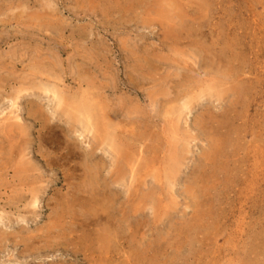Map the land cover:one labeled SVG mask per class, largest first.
Returning <instances> with one entry per match:
<instances>
[{
  "label": "rangeland",
  "instance_id": "rangeland-1",
  "mask_svg": "<svg viewBox=\"0 0 264 264\" xmlns=\"http://www.w3.org/2000/svg\"><path fill=\"white\" fill-rule=\"evenodd\" d=\"M0 89V264H264V0H0Z\"/></svg>",
  "mask_w": 264,
  "mask_h": 264
},
{
  "label": "bare ground",
  "instance_id": "bare-ground-1",
  "mask_svg": "<svg viewBox=\"0 0 264 264\" xmlns=\"http://www.w3.org/2000/svg\"><path fill=\"white\" fill-rule=\"evenodd\" d=\"M5 67V66H4ZM3 67V68H4ZM8 67V66H7ZM6 67V68H7ZM10 67V66H9ZM2 71V70H1ZM34 73V72H33ZM13 74V73H12ZM32 75V74H31ZM47 75V74H46ZM23 77V76H22ZM35 77V76H34ZM2 83H3V81H2ZM35 83V82H34ZM31 85V84H30ZM92 85V84H91ZM35 86V85H34ZM29 87H31V86H29ZM163 87V86H162ZM51 88H52V86H51ZM30 89V88H29ZM37 89H39V88H37ZM1 90V89H0ZM18 91H19V89H17ZM25 90V89H24ZM45 90V89H44ZM53 90H56V89H53ZM165 90V89H164ZM18 91H17V93H18ZM31 91V90H30ZM43 91V90H42ZM58 91V90H57ZM56 91V92H57ZM25 92V91H24ZM26 92H27V90H26ZM32 92H34V89H32ZM16 93V94H17ZM31 93V92H30ZM55 93V92H54ZM57 93H60L59 91L57 92ZM51 94H53L52 93V89H51ZM90 94V93H89ZM89 94H88V96H89ZM30 95V94H29ZM42 95V94H41ZM54 95V94H53ZM57 95V94H56ZM7 96V95H6ZM14 96V98H18V97H15V94L13 95ZM17 96V95H16ZM20 96V95H19ZM55 96V95H54ZM89 98V97H88ZM238 98V97H237ZM12 100V99H11ZM17 99H15V101H16ZM20 100V99H19ZM54 100H55V98H54ZM86 100V99H85ZM194 101V100H193ZM13 102V101H12ZM65 102V101H64ZM86 102H87V100H86ZM58 103V106H60L59 104V102H57ZM56 103V104H57ZM82 103V102H81ZM88 103H90V102H88ZM94 103H96V102H94ZM32 104V103H31ZM65 104V103H64ZM194 104H196V102L194 103ZM34 105H36V104H34ZM82 105V104H81ZM90 105V104H89ZM93 105V104H92ZM192 105V104H191ZM33 106V105H32ZM36 106H38V105H36ZM63 106V105H62ZM62 106L60 107V108H62ZM67 106V105H66ZM77 106V105H76ZM80 106V105H79ZM83 106V105H82ZM30 107H31V105H30ZM64 107V106H63ZM56 108V107H55ZM90 108V107H89ZM88 108V109H89ZM41 109V108H40ZM39 109V110H40ZM59 108H57V110H58ZM96 109V108H95ZM31 110V109H30ZM38 110V109H37ZM63 110H65V109H63ZM86 110V109H85ZM98 110V109H97ZM32 111V110H31ZM35 111H36V108H35ZM59 111H61L60 109L58 110V112ZM73 111V110H72ZM76 111V110H75ZM99 111V110H98ZM103 111V110H102ZM55 112V111H54ZM81 112V111H80ZM95 112V111H94ZM45 113V112H44ZM68 113V112H67ZM98 113V112H97ZM104 113V112H103ZM102 113V114H103ZM33 114V113H32ZM56 114V113H55ZM55 114H54V116H55ZM62 114V113H61ZM29 115V114H28ZM39 115V114H38ZM45 115V114H44ZM78 115V114H77ZM96 115V114H95ZM36 116V115H35ZM42 115H40V117H41ZM62 116H63V114H62ZM85 116V115H84ZM83 116V117H84ZM99 116H100V114H99ZM108 116V115H107ZM42 117H44V116H42ZM58 117V116H57ZM68 117V116H67ZM31 118H33V117H31ZM48 118V117H47ZM47 118H45V119H47ZM63 118H65L66 119V117H63ZM69 118V117H68ZM86 118H88V117H86ZM108 118V117H107ZM42 119V118H41ZM70 119V118H69ZM73 119V118H72ZM76 119V118H75ZM100 119V118H99ZM98 118H97V121L99 120ZM43 120V119H42ZM48 120H50V119H48ZM78 119H76V121H77ZM85 120V119H84ZM101 120H102V118H101ZM107 120V119H106ZM111 120V119H110ZM4 121V120H3ZM88 121V120H87ZM47 122V121H46ZM86 122V121H85ZM93 122V121H92ZM35 123V122H34ZM76 123V122H75ZM78 123V122H77ZM87 123V122H86ZM99 124V123H98ZM0 126H2V125H0ZM51 126V125H50ZM55 126V125H54ZM70 126H72V125H70ZM79 126V125H78ZM97 126H99V125H97ZM106 126V125H105ZM18 125H17V123H13L12 125H10L9 127H6L5 129H4V131H3V133H7V135L9 136V135H14V136H16L17 135V132H18ZM88 127V126H87ZM101 127H102V125H101ZM104 127V126H103ZM1 128V127H0ZM98 128V127H97ZM58 129V128H57ZM90 129V128H89ZM88 129V130H89ZM21 130V129H20ZM73 130V129H72ZM97 130V129H96ZM100 130V129H99ZM99 130H97L98 132H99ZM102 130V129H101ZM44 131V130H43ZM54 131V130H53ZM85 131V130H84ZM90 131V130H89ZM42 132V131H41ZM94 131H92V133H93ZM70 133V132H69ZM48 134V133H47ZM93 134H95V133H93ZM98 134H100V132L98 133ZM40 135H41V133H40ZM57 135V134H56ZM101 136V135H100ZM103 136V135H102ZM96 138H97V135H96ZM97 139H99V138H97ZM97 139H95V140H97ZM124 140V139H123ZM43 142V141H42ZM98 142V141H97ZM222 142V141H221ZM4 143V142H3ZM3 143H2V158H0V162H2V169L4 168V166L5 165H7L8 163H9V166H10V162H11V164H12V162L15 160V162H17V163H20V162H22V160L21 159H19L20 157L18 156V155H15V156H13V154H10L9 153V155H7V154H4V147H3ZM13 143V142H12ZM14 144V143H13ZM93 144H95V143H93ZM96 145V144H95ZM95 145H94V147H95ZM10 146H12V145H10ZM14 146V145H13ZM12 146V147H13ZM16 146V145H15ZM114 148V147H113ZM227 148V147H226ZM0 149H1V147H0ZM18 149L20 150L21 148H19L18 147ZM24 149V148H23ZM93 149V148H92ZM96 149V148H95ZM117 149V148H116ZM97 150V149H96ZM181 150V149H180ZM21 151V150H20ZM23 151V150H22ZM1 152V151H0ZM16 152V151H15ZM18 152V151H17ZM120 153V152H119ZM182 153V152H181ZM15 154V153H14ZM17 154H20V153H17ZM176 155H179V153L177 154L176 153ZM175 155V156H176ZM60 156V155H59ZM173 157L175 160L176 159H179L177 156L176 157ZM16 157H19L18 159H16ZM21 158H23L22 157V154H21ZM183 158V157H182ZM172 159V158H171ZM173 159V160H174ZM181 159V158H180ZM45 162V161H44ZM171 162V161H170ZM13 164H15V163H13ZM61 164V163H60ZM212 164V163H211ZM13 166V165H12ZM16 166V172H15V174H19V175H21V174H27L28 172H29V169H27L26 168V163H25V161L23 162V163H20V164H16L15 165ZM119 166V165H118ZM174 167H176L177 168V165L175 166L174 165ZM1 168V167H0ZM9 168V167H8ZM15 168V167H14ZM212 168H213V166H212ZM220 168V167H219ZM203 169V168H202ZM9 170V169H8ZM12 170V169H11ZM173 170H174V168H173ZM7 171V170H6ZM14 172V171H13ZM173 172V171H172ZM172 172H171V174H172ZM199 172V171H198ZM7 173V172H6ZM119 175V174H118ZM203 175V174H202ZM22 177V176H21ZM40 177V176H39ZM16 178H17V175H16ZM20 178V177H19ZM12 179V178H11ZM24 179V178H23ZM171 180V179H170ZM162 182V181H161ZM8 183V182H7ZM18 183V182H17ZM207 184V183H206ZM23 187V186H22ZM212 189V188H211ZM15 190H16V188H15ZM205 191V190H204ZM157 192V191H156ZM190 193V192H189ZM26 194V193H25ZM31 196V195H30ZM76 198H79V197H77L76 196ZM142 198H144V197H142ZM9 200V199H8ZM18 200V199H17ZM13 202V201H12ZM11 202V203H12ZM17 202V201H16ZM36 202V201H35ZM69 202V201H68ZM20 204V203H19ZM33 205V204H32ZM27 206V205H26ZM34 206L36 207L37 205H35V203H34ZM33 206V207H34ZM32 207V206H31ZM61 207V206H60ZM77 207V206H76ZM24 208V207H23ZM65 208V207H64ZM69 208V207H68ZM60 209V208H59ZM63 209V208H62ZM62 216V215H61ZM77 216H78V214H77ZM57 217V216H56ZM76 218V217H75ZM92 232V231H91ZM6 238V237H5ZM98 242V241H97ZM41 246V245H40ZM54 264V263H53Z\"/></svg>",
  "mask_w": 264,
  "mask_h": 264
}]
</instances>
